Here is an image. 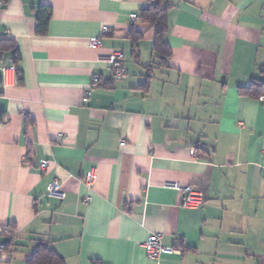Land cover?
<instances>
[{
	"label": "crops",
	"instance_id": "0c3cea01",
	"mask_svg": "<svg viewBox=\"0 0 264 264\" xmlns=\"http://www.w3.org/2000/svg\"><path fill=\"white\" fill-rule=\"evenodd\" d=\"M165 5L161 67L153 30L127 23L147 0L0 6V40L19 55L0 54V264H27L38 244L63 264H264V96L238 94L264 84V0ZM54 180L62 201L45 194ZM167 182L191 186L203 207L182 208ZM150 234L178 253L147 259Z\"/></svg>",
	"mask_w": 264,
	"mask_h": 264
},
{
	"label": "trees",
	"instance_id": "16d2710c",
	"mask_svg": "<svg viewBox=\"0 0 264 264\" xmlns=\"http://www.w3.org/2000/svg\"><path fill=\"white\" fill-rule=\"evenodd\" d=\"M8 0H0V6H4ZM166 0H147V6L139 12V21L154 32L153 40V52L158 60L156 67L166 65L167 59L170 57L171 51L165 42L164 36L167 33V19L166 14L169 7L165 5ZM50 19V9L48 7H40L37 12V32L44 34ZM129 37L132 41V50L134 53L137 51L138 42L141 39V35L136 33L133 29L129 32ZM12 51V59L14 63L19 60V55L14 45L9 41L0 40V54L3 52ZM14 70L16 75H19L17 69ZM238 94L240 96H258L262 98L264 96V84L252 83L250 86L245 88H239ZM27 264H63L62 260L46 245L38 244L36 250L32 253Z\"/></svg>",
	"mask_w": 264,
	"mask_h": 264
},
{
	"label": "built area",
	"instance_id": "2783aa9c",
	"mask_svg": "<svg viewBox=\"0 0 264 264\" xmlns=\"http://www.w3.org/2000/svg\"><path fill=\"white\" fill-rule=\"evenodd\" d=\"M139 19V14L131 13L128 17L127 23L134 24ZM88 46L92 49H96L101 47V41L99 38L93 37L88 41ZM107 63L110 66L114 78H119L123 75L124 70L122 67L123 62V54L121 52H113L107 57ZM10 69H1L2 77L6 83L7 75ZM97 79H94L96 82ZM260 102L264 106V98L260 99ZM48 163L46 161H42L39 165V169L45 170L47 168ZM95 180V175L92 171L86 174L84 179V183L86 186H90L92 182ZM163 187L166 189L178 191L181 194V207L187 210H198L203 207L204 199L203 196L194 190L191 186H181L179 183H164ZM45 194L49 198L57 199L58 201H62L64 199L65 193L62 190L61 183L58 180H54L47 184L45 188ZM9 229L6 227H0V235L8 236ZM142 248L147 259L150 260H158L162 256H170L173 254H177L178 250L165 247L162 244V235L160 234H150L146 238V240L142 244Z\"/></svg>",
	"mask_w": 264,
	"mask_h": 264
}]
</instances>
